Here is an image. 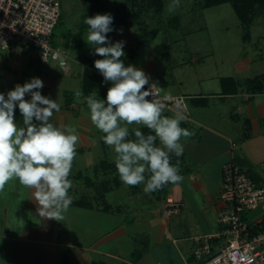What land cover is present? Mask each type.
I'll return each mask as SVG.
<instances>
[{"label": "crops", "instance_id": "0c3cea01", "mask_svg": "<svg viewBox=\"0 0 264 264\" xmlns=\"http://www.w3.org/2000/svg\"><path fill=\"white\" fill-rule=\"evenodd\" d=\"M186 47L189 56L184 62L196 68L192 77L171 74L172 79L155 74L162 48L152 49L142 64L124 62L143 70L152 82L157 83V77L163 80L162 94L184 96L188 105L189 114L181 127L192 135L181 141L182 156H172L173 164L179 159L184 179L150 194L143 191L144 184L125 186L121 182L112 149L90 122L84 101L91 94L86 73L91 71L93 79L103 76L89 67L86 58L68 55L65 65L57 61L42 64L35 49L3 51L6 59L0 65V93L6 96L15 85L40 78L44 84L41 94L60 106L51 122L74 127L79 140L69 177L73 182L69 194L74 199L63 220L42 218L33 190L14 187L12 191L19 197L12 203L22 213H14L13 219L21 225L8 232L5 211L10 190L0 191V264H188L193 261L194 238L223 229L218 222L219 213L228 207L220 198L223 165L238 163L264 186V71L245 76L253 63L247 57L236 59L229 70L224 69L225 60L218 59L220 66L204 71L201 68L207 69L209 62L199 66L204 56ZM11 75L18 78L13 84L8 82ZM110 86L103 81L98 90L107 91ZM78 91L83 95L77 96ZM175 113L165 108L164 115ZM15 120L22 124L18 107ZM136 128L149 133L137 125L130 126V133ZM168 199L181 203L178 213L165 212ZM242 219L247 224L264 219V202L244 212Z\"/></svg>", "mask_w": 264, "mask_h": 264}, {"label": "clouds", "instance_id": "9594fccd", "mask_svg": "<svg viewBox=\"0 0 264 264\" xmlns=\"http://www.w3.org/2000/svg\"><path fill=\"white\" fill-rule=\"evenodd\" d=\"M179 7L180 0H171L166 10L174 13ZM113 20L109 13L84 20L88 26L85 42L94 55L102 57L94 61V67L104 82L111 84L104 99L93 92L84 101L91 124L103 133L101 139L112 149V162L121 182L125 186L144 184L143 191L150 194L183 181L180 161L173 164L172 156H182L181 141L192 133L181 127L185 119L181 106L176 105L174 116L164 115L167 97L160 96L163 89L143 70L125 66L121 58L126 42H112L107 35L114 31ZM117 31L122 34L123 30ZM43 87V81L33 77L15 85L6 96L0 93V191L18 180L33 190L42 218L61 221L74 199L69 194L73 187L69 177L79 137L74 127L51 122L60 106L41 94ZM26 95L30 99H25ZM17 107L22 124L15 120ZM132 125L146 127L149 133L139 128L130 133Z\"/></svg>", "mask_w": 264, "mask_h": 264}, {"label": "rangeland", "instance_id": "374dc122", "mask_svg": "<svg viewBox=\"0 0 264 264\" xmlns=\"http://www.w3.org/2000/svg\"><path fill=\"white\" fill-rule=\"evenodd\" d=\"M57 1L62 18L55 29V42L67 50L69 57L90 60V66L102 57L94 55L93 48L85 42L88 26L84 20L96 14L109 13L114 18V31L107 34L108 38L112 42H126L125 56L121 58L123 62L129 63L132 60L131 63L142 64L152 49L162 48L156 58L159 67L155 74H175L176 78L194 76L195 65L184 62L185 57L189 56L188 51H184L187 45L193 50H199V55L204 56L205 60L199 66L209 62L207 69L201 68L204 71L214 68L215 64L220 66L218 59H224V64H227L224 69L229 70L236 59L246 57L253 59V63L244 71L245 76L264 71V7L259 3H256L254 11L243 21L232 2H220L221 0H180V7L174 13L166 10L171 0ZM174 18L179 20L177 29L169 24ZM82 25H85V32L79 37ZM119 29L123 30L122 34L117 31ZM183 38H186V42ZM15 48L20 52L23 47L21 43H17ZM5 59L6 53L0 50V65ZM171 78L173 79L172 76ZM17 79L11 75L8 82L13 84ZM157 83L159 87L166 86L158 77ZM85 173L88 172L85 170ZM5 187L11 191L7 194L9 205L5 211L6 230L14 232L21 224L13 219V215L22 211L19 212L15 206L17 204L12 203V200L19 197L12 190L14 187L24 186L14 180Z\"/></svg>", "mask_w": 264, "mask_h": 264}, {"label": "built area", "instance_id": "2783aa9c", "mask_svg": "<svg viewBox=\"0 0 264 264\" xmlns=\"http://www.w3.org/2000/svg\"><path fill=\"white\" fill-rule=\"evenodd\" d=\"M57 0H0V50L12 51L17 43L35 49L42 64L57 61L65 65L67 50L52 44V35L61 20ZM166 107L177 111L180 105L188 117L184 96H164ZM264 169V164L262 166ZM220 198L228 204L218 215L223 226L218 232L196 236L193 261L188 264H264V219L247 224L242 214L264 202V186L234 161L222 167ZM181 203L168 199L167 214L178 213Z\"/></svg>", "mask_w": 264, "mask_h": 264}, {"label": "trees", "instance_id": "16d2710c", "mask_svg": "<svg viewBox=\"0 0 264 264\" xmlns=\"http://www.w3.org/2000/svg\"><path fill=\"white\" fill-rule=\"evenodd\" d=\"M223 1L232 2L235 9L238 12V15L240 16V18L243 21H245L246 17H248L254 11L253 9L255 8L256 3H259V4L263 5V7H264V0H221L220 2H223ZM61 18H62V15H61ZM178 21H179L178 19L174 18L170 21L169 24L177 29L179 27ZM84 32H85V25H82L80 32H79V37L82 36ZM55 41L56 40H55V30H54V33L52 35V44L55 46H58ZM89 67L94 69V63L92 66L89 65ZM86 77H87V81H88L87 92H90V93L96 92L97 96L99 98L104 99L107 91L105 89L98 90L100 88V82H103L104 78H102V77L100 78L99 76H95V78L93 79L92 78L93 73H91V71H88V73H86Z\"/></svg>", "mask_w": 264, "mask_h": 264}]
</instances>
